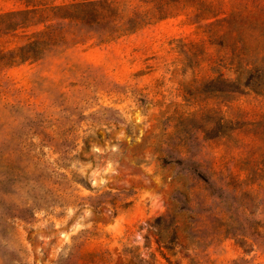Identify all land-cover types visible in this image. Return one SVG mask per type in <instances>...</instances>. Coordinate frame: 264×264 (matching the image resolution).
Here are the masks:
<instances>
[{
	"label": "rangeland",
	"instance_id": "rangeland-1",
	"mask_svg": "<svg viewBox=\"0 0 264 264\" xmlns=\"http://www.w3.org/2000/svg\"><path fill=\"white\" fill-rule=\"evenodd\" d=\"M82 1L0 0V178L29 153L68 177L6 196L39 205L1 241L4 262L264 264V0H179L133 32L153 4L109 0L116 31L70 28L22 60L71 23L54 7ZM64 150L77 157L58 166ZM107 192L116 207L84 200Z\"/></svg>",
	"mask_w": 264,
	"mask_h": 264
},
{
	"label": "trees",
	"instance_id": "trees-1",
	"mask_svg": "<svg viewBox=\"0 0 264 264\" xmlns=\"http://www.w3.org/2000/svg\"><path fill=\"white\" fill-rule=\"evenodd\" d=\"M141 1L144 4H153L154 12H136L135 15L130 17L125 23L126 27L122 28L124 31H136L139 27L148 23V20L154 17L158 19L165 18L168 13L167 7L170 6L171 3L179 0ZM115 2L116 1L109 0H83L80 3L72 4L70 6L54 7L51 10L53 17L60 19L68 18L71 20V23L68 25H50L46 31L40 33L38 39L21 49L20 56L22 60L41 59L45 55L46 51L52 50L60 44L66 43V41H64L65 38L63 33L70 28H74V31H72L74 34L85 28L88 30H95L98 29V27L109 28L110 32L116 31L113 30L114 28L112 27V24H114V21L119 16V7L115 5ZM52 140V138H48L46 143ZM69 153V150H64L60 159L55 161V163L58 166H69L70 162L77 157L76 155L72 157ZM163 160L166 161V159ZM186 160L191 159H178L175 160V162L182 164ZM60 161H64V163H60ZM23 168L21 166L14 165L10 160H8L5 166H3L4 177L0 178V249L3 246L1 245L2 240H6V242H8L13 239V232L15 230L13 225L14 222L19 219L28 220L30 218H34L35 208L39 205L36 204L37 202H33V207H31L11 202L6 196L12 193L13 188H16L19 183H22V179L25 180V187H31L35 190L36 188L44 189L48 181H51L53 185H56L61 184L60 178H68L67 174L58 173L55 165L52 166V164L42 162L39 154H27L26 164ZM189 171L195 174L198 178L204 179V175L201 170L194 168ZM68 181L71 183V180ZM45 190L47 193L53 194L52 189L46 188ZM106 195H110V192L101 194L97 197H87L84 198V200H87L94 208H98L99 206L105 204H112L116 207V197L112 200H108ZM161 219L163 220V218ZM158 226L164 230L169 228V225L162 223V221H160ZM3 248L8 250L7 244L4 245ZM11 254L13 255V258L10 262H4L3 256L0 255V264H19V262H22V257L18 253L12 251ZM144 263L145 262L140 255H132L128 258L126 264Z\"/></svg>",
	"mask_w": 264,
	"mask_h": 264
}]
</instances>
